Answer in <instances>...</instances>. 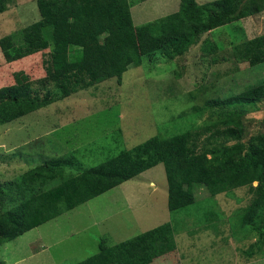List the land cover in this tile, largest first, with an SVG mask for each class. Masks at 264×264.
Instances as JSON below:
<instances>
[{
    "label": "rangeland",
    "instance_id": "obj_1",
    "mask_svg": "<svg viewBox=\"0 0 264 264\" xmlns=\"http://www.w3.org/2000/svg\"><path fill=\"white\" fill-rule=\"evenodd\" d=\"M208 1L213 0H198ZM131 3L134 23L141 25L175 12L181 0ZM39 18L37 0H10L0 13V38ZM262 34L264 10L205 34L202 39L219 44L217 54H204L201 39L184 57L159 54L151 64L131 67L122 84L111 78L0 124V195L12 187L16 190L28 169L58 156L55 150L75 151L82 166L91 167L153 135L170 136L222 115L227 108L212 106L200 113L191 106L264 80V63L238 64L232 56L235 46ZM49 50L7 62L0 49V87L13 84L14 73L21 70L32 80L46 76L43 60ZM190 93L197 99L190 100ZM237 107L248 112L249 135L264 131V99ZM59 182L60 178L39 182L32 194ZM15 193L5 195L3 208L13 205ZM196 196L194 204L170 211L165 165L160 163L5 242L0 246V264H73L97 253L103 236L113 245L169 221L175 226L177 248L151 264H264V251L252 257L245 253L257 240L256 230L240 224L252 196L248 187L212 195L197 186Z\"/></svg>",
    "mask_w": 264,
    "mask_h": 264
},
{
    "label": "trees",
    "instance_id": "obj_2",
    "mask_svg": "<svg viewBox=\"0 0 264 264\" xmlns=\"http://www.w3.org/2000/svg\"><path fill=\"white\" fill-rule=\"evenodd\" d=\"M9 1L0 0V13ZM37 7L40 18L2 36L0 49L13 62L50 48L43 60L46 76L32 80L21 70L14 73L13 84L0 87V124L111 78L122 84L131 67L146 66L160 56L184 57L205 34L263 11L264 0H181L178 11L141 25L134 23L131 0H37ZM202 41L204 54L220 50L217 42ZM232 56L238 64H263L264 34L235 46ZM212 61H219L217 55ZM197 97L189 95L192 101ZM263 99L264 80L232 95L206 98L191 110L201 113L218 106L226 111L170 136L153 135L91 167L84 168L75 151L55 150L58 156L28 169L16 190L11 186L0 195V246L163 163L172 212L196 202L197 186L212 195L248 187L252 196L240 224L256 230L257 240L245 253H263L264 131L249 135L248 112L237 107ZM230 105L235 108L228 109ZM57 178L59 183L32 194L39 182ZM13 190V205L3 208L2 200ZM98 247L97 253L73 264H151L177 248L175 226L169 221L113 245L103 236Z\"/></svg>",
    "mask_w": 264,
    "mask_h": 264
},
{
    "label": "crops",
    "instance_id": "obj_3",
    "mask_svg": "<svg viewBox=\"0 0 264 264\" xmlns=\"http://www.w3.org/2000/svg\"><path fill=\"white\" fill-rule=\"evenodd\" d=\"M140 1H141V0H140ZM144 1H145V0H144ZM197 1H198V0H197ZM131 8H132V7H131ZM179 8H180V7H179ZM178 10H179V9H178ZM178 10H176V11H178ZM176 11H175V12H176Z\"/></svg>",
    "mask_w": 264,
    "mask_h": 264
}]
</instances>
